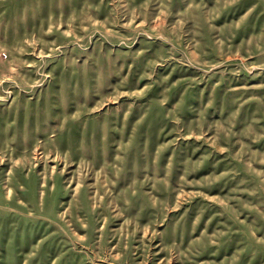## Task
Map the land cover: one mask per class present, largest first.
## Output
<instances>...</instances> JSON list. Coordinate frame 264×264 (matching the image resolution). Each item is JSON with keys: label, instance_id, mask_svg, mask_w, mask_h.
Wrapping results in <instances>:
<instances>
[{"label": "rangeland", "instance_id": "374dc122", "mask_svg": "<svg viewBox=\"0 0 264 264\" xmlns=\"http://www.w3.org/2000/svg\"><path fill=\"white\" fill-rule=\"evenodd\" d=\"M0 264H264V0H0Z\"/></svg>", "mask_w": 264, "mask_h": 264}]
</instances>
